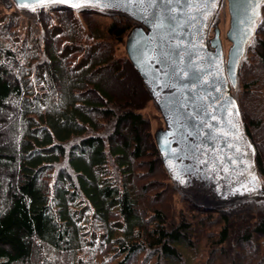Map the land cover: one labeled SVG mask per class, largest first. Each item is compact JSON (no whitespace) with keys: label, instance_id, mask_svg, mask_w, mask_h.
<instances>
[{"label":"trees","instance_id":"trees-1","mask_svg":"<svg viewBox=\"0 0 264 264\" xmlns=\"http://www.w3.org/2000/svg\"><path fill=\"white\" fill-rule=\"evenodd\" d=\"M36 11L41 32L28 39L18 36L17 12L0 13V264H138L142 254L181 262V246L193 247L202 229L191 213L171 212L180 191L140 112L151 97L128 55L116 53L135 22ZM238 82L264 181V5ZM224 209L203 212L220 214L222 259L264 264V208L235 217Z\"/></svg>","mask_w":264,"mask_h":264},{"label":"water","instance_id":"water-1","mask_svg":"<svg viewBox=\"0 0 264 264\" xmlns=\"http://www.w3.org/2000/svg\"><path fill=\"white\" fill-rule=\"evenodd\" d=\"M13 2L19 10L65 7L134 21L125 49L163 117L154 137L173 184L204 210L264 202L256 147L235 95L264 0H227V54L216 21L223 0Z\"/></svg>","mask_w":264,"mask_h":264},{"label":"rangeland","instance_id":"rangeland-1","mask_svg":"<svg viewBox=\"0 0 264 264\" xmlns=\"http://www.w3.org/2000/svg\"><path fill=\"white\" fill-rule=\"evenodd\" d=\"M36 10H19L15 6L13 0H0V13L17 12L20 15L21 24L18 29V36L21 39H28L30 34H34L36 36L40 34L42 26L39 22V14ZM95 16L102 26H105L112 21V18L109 16H103L100 14H95ZM76 18L80 20L82 27L86 29V25L84 23V18L82 17V15H78ZM216 21L218 22V28L221 32V39L223 41L224 49L227 54L231 45L230 41L227 39L226 36L227 30L229 29L230 25V14L227 0H223ZM209 36L211 38L214 36V28L211 29ZM125 43L126 41L116 45L117 55L122 56L124 54H127L125 49ZM140 112L143 114L144 117L149 119L151 131L153 133H155L159 128L165 126L161 112L159 111L157 104L154 102V100L151 99L147 101L145 103L144 108L141 109ZM161 184H165V182L162 181ZM179 193H174L172 195V199L170 198L171 212H174L175 217L177 219H179V217H181L182 215L191 213L192 217H190L189 219L193 223L195 221H197V223H200L201 225L199 226V228H201L202 231L197 234V239L194 238L195 245L193 247L181 246L183 260L174 264H227V262L220 256V249L216 243V233L220 230V227L222 226L218 221L220 219V214L209 212L208 215H206L203 212H206L207 209L204 210L202 208H199L192 201H190L196 207H194L196 210L193 211V209L188 204V200L185 199L187 197L184 196L182 193ZM4 200V192H0V205L4 202ZM260 205L262 206L259 207ZM263 206L264 202L263 204H260L256 201L251 200L233 206L225 207L226 209H224V212L230 214V216L232 217H235L237 214H241L242 212H255L257 209L264 208ZM209 210L213 211V209ZM204 218L209 219H207L210 222L208 226H202V224L204 223L202 220ZM96 257L97 261H103L104 256L101 252H98ZM121 258H123V255L116 257V260H120ZM156 261L157 260L155 257H148L147 255L142 254L140 255V260L138 264H157Z\"/></svg>","mask_w":264,"mask_h":264},{"label":"snow or ice","instance_id":"snow-or-ice-1","mask_svg":"<svg viewBox=\"0 0 264 264\" xmlns=\"http://www.w3.org/2000/svg\"><path fill=\"white\" fill-rule=\"evenodd\" d=\"M29 2H43V0H29ZM85 2H91V0H85ZM169 2H171V0H169ZM76 7H79V4L75 5Z\"/></svg>","mask_w":264,"mask_h":264}]
</instances>
